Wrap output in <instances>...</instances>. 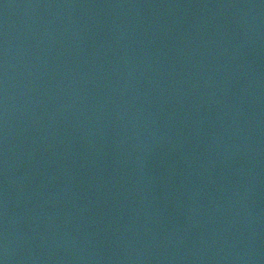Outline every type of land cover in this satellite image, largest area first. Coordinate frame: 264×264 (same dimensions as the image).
Returning <instances> with one entry per match:
<instances>
[{
    "label": "water",
    "instance_id": "95a60500",
    "mask_svg": "<svg viewBox=\"0 0 264 264\" xmlns=\"http://www.w3.org/2000/svg\"><path fill=\"white\" fill-rule=\"evenodd\" d=\"M0 264H264V0H0Z\"/></svg>",
    "mask_w": 264,
    "mask_h": 264
}]
</instances>
